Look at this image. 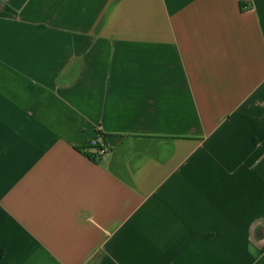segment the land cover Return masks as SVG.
Returning a JSON list of instances; mask_svg holds the SVG:
<instances>
[{
  "label": "crops",
  "instance_id": "1",
  "mask_svg": "<svg viewBox=\"0 0 264 264\" xmlns=\"http://www.w3.org/2000/svg\"><path fill=\"white\" fill-rule=\"evenodd\" d=\"M0 264H264V0H0Z\"/></svg>",
  "mask_w": 264,
  "mask_h": 264
},
{
  "label": "built area",
  "instance_id": "2",
  "mask_svg": "<svg viewBox=\"0 0 264 264\" xmlns=\"http://www.w3.org/2000/svg\"><path fill=\"white\" fill-rule=\"evenodd\" d=\"M90 146L94 147L92 149V152H91L92 153L91 157L94 158V159L102 157V156L106 155L107 152H108V150H107V148L105 146H103L101 144H98L97 139L92 140Z\"/></svg>",
  "mask_w": 264,
  "mask_h": 264
},
{
  "label": "trees",
  "instance_id": "3",
  "mask_svg": "<svg viewBox=\"0 0 264 264\" xmlns=\"http://www.w3.org/2000/svg\"><path fill=\"white\" fill-rule=\"evenodd\" d=\"M93 148H94V147L89 146V147H88V150H92ZM91 155H92V153H89V154H88V156H90V157H91ZM91 158H92V157H91ZM92 159H94V158H92Z\"/></svg>",
  "mask_w": 264,
  "mask_h": 264
}]
</instances>
